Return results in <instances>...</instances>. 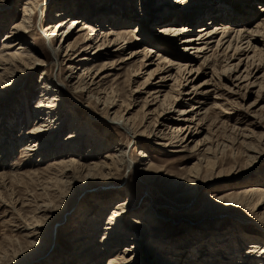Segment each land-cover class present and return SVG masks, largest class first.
<instances>
[{
	"label": "rangeland",
	"instance_id": "1",
	"mask_svg": "<svg viewBox=\"0 0 264 264\" xmlns=\"http://www.w3.org/2000/svg\"><path fill=\"white\" fill-rule=\"evenodd\" d=\"M37 1L39 4L33 14L30 15L29 29L23 31V34L25 45L31 50V53L29 52L31 56L37 57L36 59L43 63L25 73L18 70V72L12 73L11 77L6 78L5 75L0 74V144H2V140L7 141L6 144L11 142V147H8L9 150L7 149L8 155L1 157L0 163V167L2 166L0 169V264H23L26 261H29L28 264H76L77 261L73 260L70 255L73 254L75 257L76 254L77 257L79 248L74 247L75 244L72 243V240L84 233L95 234L93 235L95 237L93 242L100 241L97 245L94 244L93 250L88 252L92 254L90 257L92 259L98 257L99 264H108L110 256L118 253V248H112V251L109 252L106 251L103 243H101V235L104 233L101 230L106 224L108 213L116 208L118 202L125 201L126 198L129 202V205L124 207L127 214H123L119 220V225L122 228L119 232L123 236L130 238L131 233H133L131 226L124 224L128 218L135 216L139 220L141 217L147 216L148 211L152 218L141 222V226L147 229L143 232L147 240L140 241L138 253L134 257L136 262L145 257L144 260H147L149 264H155V260L158 259L157 253H165L163 252L165 250L164 245L169 243L172 246L175 245L173 247L179 244L177 246L179 256L175 255L174 252L171 255L165 253L166 256H164L168 260L176 261L180 257L182 258L181 261L185 260V264H195V259H197L195 256L198 255L201 257L197 260L201 261L202 264H216L212 261L216 258L215 255L218 254L220 248L217 245L221 243H212L203 250L201 245L187 244L188 240L186 239L194 237L198 232L212 236H216L215 234L218 232L227 234L238 223L243 229L238 232L236 228H233L231 237L237 235L238 238L243 235L240 241L246 239L248 235L254 239L263 238L264 229L252 221H254L253 216L255 214L264 213V201L262 204L260 203L263 205L261 208L258 207L252 211L248 210L242 202L237 203L235 208L228 211L221 206L224 203V196L228 195V192L238 193L239 190L243 189V186L248 188L250 192L254 189L252 191H256L257 196L259 192L264 193V89L260 90L259 86L255 85L260 82L259 78H261L263 71L255 77L258 82L254 85H249V82L243 80L236 81L233 77L221 73V67L229 62L225 64L220 62L216 67H210L212 69L201 67L197 73L195 70L190 73L188 76L192 84L194 83L193 85L198 90L201 89L205 96L200 95L199 99L201 100L197 101L194 107L195 109L199 108L197 112L199 115L195 116L194 120L201 119V122H194L191 125L190 130L185 132V138L182 142H178L174 137L177 130L184 127L185 124L182 120L186 118V114L193 115L194 113V110L191 113L188 108V99L192 98L186 95L187 92H182L179 98L172 99L173 105L169 110L161 112L165 106L159 108L158 103L161 98L155 100L157 96L155 92L161 91L160 96L164 92H170L173 97H176L184 89L189 91L192 84H183V89L176 88L173 78L168 77V73L174 77L176 70L165 65L163 74L162 71L155 73L143 86L148 73L155 69L154 64L157 62L154 60L158 53L164 55L171 52V54L187 60H196V58L201 57L191 53L189 55L187 52L183 53L181 41L185 35H179L174 40L172 36L164 37L158 33L162 26L168 24V19L171 23L177 21L174 13L169 15L166 21L160 23L148 22L144 25L143 19L148 14L152 17V13L156 12L154 10L159 9L158 7L163 8L162 2H165L168 7L178 11L180 15L187 14L184 20L189 23V26L195 25V28H198L202 23L195 22L191 18V13L188 14V12L197 11L206 3L218 4L221 0H187L188 5L183 9L168 4V0ZM225 1L227 3H234L235 1L233 5H229L234 14L237 11L242 13L247 10L250 11L254 18L252 26L258 21L257 18L262 15L257 8L264 6V0ZM24 2V0H0V52L3 49L2 43L6 38L5 36H11L12 30L22 19ZM62 5L67 6L70 11L66 14L70 16L71 13V17L76 20L81 16L94 19L91 22L87 20V24L90 25L89 30L84 29L85 31L80 33L75 31L63 45L58 43L61 38V31L57 37L54 35L55 38L51 37V39L44 34V30H47L46 26L51 22V14L55 10L61 9ZM70 6L74 7L75 10L77 8H80L78 10L84 9V13L71 11ZM250 13H248L249 16ZM112 16L116 17L113 18ZM107 17L110 18L109 21L106 20ZM118 17L126 19L125 25L117 23ZM245 17H247L246 14ZM207 19L205 16L201 18L202 21ZM116 20L118 21L116 22ZM111 22L113 23L110 28H115L119 34L122 32L123 35L124 33L126 41H119L120 46L108 48L109 51H100L98 55H95L96 52L93 53L89 44L90 42L93 43L92 39L89 40V38L95 30L94 27L101 23V28H103L104 25H110ZM74 26L76 27V25ZM81 27L84 28L83 25H77L76 30H80ZM61 28L63 27L61 26ZM135 31H140L141 35L144 36L149 33L150 40L158 45H163L165 50L168 48L167 52L164 49L152 48L153 53L150 55L152 61L142 60L143 53L141 52L144 45L141 43L138 33H133ZM83 35H86L84 42L82 40ZM71 42L74 45L73 49L68 48L69 50H66L67 45L69 46ZM49 44H53L55 47L53 48ZM57 46H61V50ZM11 47L8 46V50L2 54L15 53L16 50ZM54 49L61 56L58 61L53 56ZM132 51L134 54L131 56ZM94 55L95 57H92ZM172 57L173 60H176L174 56ZM85 59H90L92 63H87ZM141 64L143 67L134 74V70L138 69V65ZM192 65H195L194 69L199 67L198 61ZM89 66H92L91 71L98 72V86L93 87L94 90L90 94L88 93L89 90L86 93L85 88L83 90L78 89L76 93L66 92L65 88L62 89L63 98L59 102L60 104L58 103L62 106V110L54 114L58 113L57 119L63 123L59 126L61 128L58 131L59 135L54 137L55 140L54 138L51 140V149L44 147L33 158L23 154L26 141L23 144L19 140V136L23 135L21 139H24L27 136L26 133L32 131L39 120L36 119L35 111L38 110V101L43 99L42 95L46 94L44 90L49 88L44 89L42 86L47 76L55 84L66 83L69 76L76 77L85 67ZM70 67L73 71H70ZM166 71L169 72L165 73ZM72 72L77 74L70 75ZM162 76L166 78L164 83H160ZM255 79H252L251 82H254ZM246 84L248 85L246 86ZM117 90L120 98L127 99V103L131 101L129 108H126V104H121L120 98L117 97L116 100L115 95L109 94V91L115 92ZM145 98L148 104L141 111L139 108ZM109 101L113 102L107 105L110 103ZM194 102L196 103V101ZM87 103H90L89 105L93 110L86 106ZM112 105H116V107ZM120 105L122 106L121 122H113L112 125L110 124L111 118H114L113 113ZM68 108H73V112L77 116V120L72 125L70 124L72 117L69 114L66 115ZM24 111L28 112L30 116L27 121L21 120ZM127 118L129 119V126L135 124L138 127L136 131L142 133L139 146L133 144L134 140L130 141V137L126 134L127 126H122ZM86 121L92 124L89 126L91 130L97 132L96 136L102 138L105 135V140L100 143L99 149L96 151V148H93L94 139L85 135L79 144L81 146L80 153L76 151L75 155L70 153L67 156L72 155L74 163L78 161L77 166H92L100 163L102 170V166L106 168L105 163L108 162L102 157L112 153L120 143L123 144L124 148L127 147L124 155V160L127 163L128 160L138 162L137 160H140L138 155L144 152L146 158L142 159L140 164L144 166L147 164L146 167L149 166L154 169L149 185L151 195L147 192V187L143 188V179L136 176L133 169L126 171L127 168L124 166L118 172L119 174L112 172L115 176L111 175L110 166L107 168L108 170L105 169V173L110 172V175L107 176L108 180L102 179L104 172L99 174L102 171L94 173L93 170L95 169L89 170V168L83 167L86 171L79 172L75 169V165L67 168L68 175L61 173L64 176L59 175V173L56 177L53 176L56 174V170L53 169L43 171L51 164L57 163L58 158L62 156L61 151L63 154L70 151V146L67 148L64 146L65 149L62 148L61 150L56 149V144L61 142V145L64 142L63 139L70 132L69 127L75 128V130L80 129L81 125L85 123L88 125ZM148 130L154 132L156 138L151 136L147 138L148 133L146 131ZM89 148L90 150L87 151ZM46 155L48 156L46 157ZM16 166L19 171H17ZM88 170L89 176L86 175ZM257 188L262 191H257ZM220 197L221 202L219 203L216 199ZM83 213L88 214L87 223L80 217ZM42 219H48L45 229H39L37 226L40 224H36L38 220L42 221ZM94 220L97 221L96 232H93L94 225L90 227L88 225L91 222L95 224ZM242 220L244 223L241 222ZM152 223L154 225L159 223V225L153 226ZM34 228L37 230L32 234H36L37 231H42L41 233L49 231L54 238L48 240L44 237L41 244L36 247L35 239L37 236L28 237ZM85 229H87L86 232H84ZM148 236L155 238L154 243H152L155 251L150 252V254L146 250V244L150 241ZM223 237L229 238L226 235ZM158 238L162 241L159 242ZM185 240L186 244L183 243ZM125 242L123 241L122 244L118 245L120 251L126 250L125 246L129 243ZM129 250L127 259L133 257L134 254L132 249ZM226 250L227 248L221 249L219 252L221 254Z\"/></svg>",
	"mask_w": 264,
	"mask_h": 264
},
{
	"label": "bare ground",
	"instance_id": "2",
	"mask_svg": "<svg viewBox=\"0 0 264 264\" xmlns=\"http://www.w3.org/2000/svg\"><path fill=\"white\" fill-rule=\"evenodd\" d=\"M24 1H25L24 2L25 7H23V10H22L21 21L19 23H17L14 30H12L13 31L12 35L11 36H5L6 38L4 39V42L2 43L3 49L0 52V67H2V68H0V71L1 70L2 71L0 72V74L5 75L6 78L11 77V74L12 73L14 74V72H18V70L19 71L21 70L22 73H25L27 71H31L35 66H38L39 64L43 63V62L38 61V59H36L37 57H32L33 55L31 56V54H30L31 50H29V48L25 45V42H24L25 37L23 34V31H27V29H29L28 26H30V24H31L30 15L33 14L34 10H36V8L39 4V1H37V0H24ZM168 1H169L168 4L175 6L176 8H179V9H183V8L187 7V5H188L187 0H168ZM214 1H212V2H214ZM234 3H235V1H234ZM234 3L233 2L227 3V1L221 0V1H219L218 4L206 3V4H204V6H202L197 11L188 12V14L191 13L190 14V15H192L191 18L194 19L195 22L202 23L198 28H195L196 27L195 25L189 26L188 25L189 23L184 20L185 15H187V14H185L184 16L180 15L178 11H175L173 8L168 7L167 3H165V2H162L163 8L158 7L159 9L156 8V10H154L156 12L152 13L153 19H152L151 15L146 14L147 15L146 18L143 19V23H145L144 25H146L148 22L160 23L162 21H166L168 19V16L172 15L174 13L175 14L174 16L176 17L175 20H177L179 22H177V21L173 22L172 21V23H171L168 19V24L162 26L159 29L158 33L164 37L172 36V38L174 37L173 38L174 40L179 35H185V37H183L182 41H181V43L183 45L182 46L183 47V53L187 52L188 54L191 53L194 56H198V57L201 56V57L196 58V60H193V59L187 60L186 58H182V57H178L176 55H173V54H171V52H168L167 54H164V55H159V53H158L156 59L154 60L155 62H157L156 64H154L155 69L148 73L146 79L144 80L145 82L143 83V86L148 82L149 79H151L153 77V75L155 73L162 71V74H163V70H164L163 67L165 65H168V66H170L171 69L174 68L176 70V72H175L176 74L174 75V77H172L173 75L168 73L169 71H166L165 73L169 74L168 77L173 78L174 83H176V86H175L176 88L183 89V86H182L183 84H188V83H189V85L192 84L191 79H189L190 77L188 75H190V73H192L194 70L197 73L198 70L201 69V67H205V68L206 67L207 68L213 67L214 68L217 66V64H220V62H222L224 64L226 62H229V63L225 64L224 67H221V69H222L221 73L223 72V74H227L229 77H233L236 81H238V80L242 81L243 80V81L249 82V85H252V84L254 85L255 83H257L258 80L255 79V77L261 71H263V72H261L262 73L261 78H259L260 82H258L255 85H258L260 90L264 89V40H263L264 39V6L257 8L258 12L262 13V15L257 18L258 21L255 23L254 26H252V22H253L252 20L254 18L252 16V14L250 13V11L247 10L244 13H242L241 11H237V13L234 14L231 10L232 7L230 8V6H229V5H233ZM70 8H71L70 9L71 11H74V12L80 11L81 13H84V9L78 10L80 8H77L75 10V8L71 7V6H70ZM68 12H70V11L67 8V6H65V5H62L61 9L55 10V12H53L51 14V17H50L51 18L50 21L51 22L53 21V22L52 23L50 22L46 26V28H47L46 31L44 30L45 36L46 37L48 36L49 39H51V37H53L54 35L57 37L58 34H60L59 32L61 31L62 32L61 38L58 41V43L61 45L65 44L68 41V39L70 38V36H72L75 31L77 33H80V32L85 31L86 29L89 30L90 25L87 24L88 23L87 20L89 22H91L93 19V18H87V17L81 16V18L76 20V19L71 17V13L69 14L70 16H68L66 14ZM165 12H167V13H165ZM248 13H250V16L248 15ZM245 14L247 17H245ZM203 16L207 17L208 19L206 21H202L201 18ZM112 17L115 18L116 16H112ZM109 19L107 17L106 20L109 21ZM118 20H116V22L118 21L117 23H120V24L123 23L125 25L124 21H126V19L118 17ZM112 23L113 22H111L110 25H104L103 28H101V26H102L101 23H98L97 26L94 27L95 30H94L93 34L91 35V37L89 38V40L92 39L93 43H91L89 41L90 42L89 44L92 47L93 53L96 52L95 55H98L100 51H107L108 48H114L118 45L120 46L119 41H122V42L126 41L124 33L122 35V32H121L120 33L121 35H120L118 33V31H116L115 28H110L112 26ZM74 25H76V27ZM77 25H80V26L83 25L84 28L81 27V29L77 31L76 30ZM61 26L63 28H61ZM103 29H106V30H103ZM21 31H22V33H21ZM107 32H109V33H107ZM133 33H138L140 41L144 45V49L141 52V53H143L142 60H146V62L152 61L150 59V55H151V53H153L152 48H158L161 50L162 49L165 50V47L163 45H158L155 42L150 40V34L149 33L146 34L145 36L141 35L140 31L139 32L135 31ZM53 38H55V37H53ZM136 38H138V37H136ZM85 39H86V35H83V37H82L83 42ZM50 43H51V41H50ZM111 44H112V46L110 47ZM51 45L53 48L55 47V46H53V44H51ZM8 46H10V47L12 46L11 48H14L16 50L15 53L3 55L2 53L6 52L8 50ZM73 46L74 45L71 42V44H69V46L67 45L66 50L68 48L73 49ZM57 47H59V49L61 50V46H57ZM167 50H168V48H166L165 51L167 52ZM163 53H165V52H163ZM130 54L132 56V54H134V52L132 51V53H130ZM191 54H189V55H191ZM95 55L92 57H95ZM38 56H39V54H38ZM53 56L55 57L56 61H58V59H61V56L56 49H54ZM172 56H174L176 58V60H173ZM85 61H87V63L88 62L92 63V61L90 59H85ZM197 61L199 63V67L194 69L195 65H192V64H194ZM155 62H153V63H155ZM87 63L85 62V64H87ZM59 65H60V63H59ZM78 65H80V64H78ZM142 67H143L142 64L138 65V69L134 70L133 73L135 74V73L139 72ZM91 68H92V66H89V67H85L82 71L78 70V71H81L80 74L77 75L76 77L69 76L68 81L66 82L67 84L64 82L63 83L59 82V84L56 83L57 84L56 85L52 81V79L47 76V78L42 83V86L44 87V89L46 87H49V88H48V90H44V92L46 91V94L42 95L43 99H40L38 101V105H37L38 110L35 111L37 114L36 119H39V120H38V122H36L34 129L32 131H29V133H26L27 136L24 139H21V138H23V135L19 136V140L23 144L26 141L25 145H24L25 148L23 150L24 151L23 154H25L28 157L33 158L42 148L45 147V149H47V148L51 149V147H50V146H52L51 140L54 137L56 138L59 135L58 131L61 130V128L59 126L63 123V122L59 121V119H57L56 115L58 113L56 115L54 114L55 112H57V111L60 112L62 110V106L59 105L60 104L59 102H61V99L63 98V95H62L63 90L62 89L65 88L66 92L71 91L73 93H76L78 91V89L83 90L85 88L86 93L88 92V90H89V92H88L89 94L92 93V91L94 90L93 87L98 86L99 82H97V79H99V78H98V72L91 71ZM69 69H70V71H73L71 69V67ZM210 69H212V68H210ZM72 73L70 75H76L77 74V73H73V74ZM253 74H254V76H253ZM41 76L43 77L42 74H41ZM43 78H45V77H43ZM160 79H161L160 80L161 82L159 81L160 83H164L166 81L165 76L160 77ZM234 79H232V80H234ZM252 79H255V80H253L254 82H251ZM193 84H192L191 89H190L191 91L190 90L186 91V89H184L183 91L179 92L176 97H173L170 94V92L169 93L164 92L162 96H160L161 91L155 92V95H157L155 97V100H158L159 97L161 98L159 100L160 102L158 103L159 108H161V107L163 108V106H165L163 108V110H161V112H165V111L169 110L171 108V106L173 105L172 99L173 98H179L180 95L182 94V92H187L186 95H189L192 98V99H188V101H189L188 108H189L190 112L194 110V113H193V115L186 114V116H185L186 118H184L182 120L185 125H184V127H182V129L177 130L176 135L174 137V139H176L178 142L184 141L185 134H186L185 132L190 130V127L194 122H198V123L201 122V119L194 120L195 116L199 115V114H197L199 108L195 109L194 107H195V104H197V101L201 100V99H199V96L200 95L205 96V94H202L203 93L202 90L201 89L198 90L195 87V85H193ZM233 84H235V83H233ZM160 85H162V84H160ZM247 85L248 84H246V86ZM68 86H69V88H68ZM100 87H101V84H100ZM147 91H148V89H147ZM118 93H119L118 90L115 92L109 91L110 95L111 94L115 95V97H114L115 99L117 97L120 98V94H118ZM106 94L108 96V93H106ZM146 94L149 95L148 93H146ZM110 95H109V98H110ZM115 99H114V101H115ZM120 99L122 100L121 104H126V108H129L131 106V103H130L131 101L129 103H127V101H126L127 99H122V98H120ZM194 101H196V103ZM112 102L107 103V105L112 104ZM182 102H184V101H182ZM89 104L90 103H87L86 106L89 107L91 110H93ZM147 104L148 103H147L146 98H145V100L143 101V104L141 105V107L139 109H141V111H142V109ZM180 104H183V103H180ZM201 105H203V104H201ZM114 106L116 107V105H114ZM117 107H118V108H116L117 110L113 113L114 118L112 119L110 117L112 121L109 120V118H108V120L111 121L110 124H112V125H113V122L118 123L121 120L120 118L122 116L121 115V107L122 106L120 105ZM66 111H67L66 115L69 114V116L72 117V121L70 122V124L72 125V123H74V121L77 120V116L73 112V108H71V109L68 108V109H66ZM190 112H188V113H190ZM103 116H105V115H103ZM109 116H106V117H109ZM182 117H184V116H182ZM23 119L26 121L30 119L28 112L24 111L23 118L21 120H23ZM128 121H129L128 118L126 120H124V122L122 120V122L124 123L122 126H125V127L127 126L128 129L127 128L126 129L128 131L126 134H128V136L130 137V141L134 140L135 142L133 141V144L135 146H139L140 145V139L142 137V133L141 132L138 133L139 131H136V129L138 127H136L135 124L131 125V127H130ZM86 122L88 123V121H86ZM156 123H157V121H156ZM89 124L90 123H88V125H86V123H85L84 125L80 126V129L78 128L77 130H75V128L69 127L68 130L70 132L68 133L67 137H65L63 139L64 142L62 141L63 143L61 145H60L61 142L56 144V149L61 150L62 148H64V146L66 148L70 146V148H71L70 151H73V152L68 151V152H66V154H63V153H61L62 152L61 151L60 154H62V156H60L58 158L57 163L51 164L50 167L46 168L43 171L46 172L48 169L56 170V174L53 175L55 177L58 175V173H59V175L61 173L68 175L67 174V168L75 165L74 166L75 169H77L79 172L86 171V169H84L83 167H87V169L89 168V170L95 169V170H93L94 173L97 171H99V172L102 171L101 173H99V174H103V172H104V175H103L104 177H102V179L108 180L107 176L110 175V172L105 173V169L108 170L107 168L110 166V169L112 170L111 175H114V174H112V172L118 173L121 171V169L124 166V168H127L126 171H128V169L130 171L133 169L134 174L136 176H138L140 179L141 178L143 179L142 180L143 188L147 187L146 188L147 192L151 195L149 185L151 183V177L154 174V169H151V167H149V166L146 167L147 164L145 166L143 164H140L142 162V159L146 158L144 152H141L138 155L140 157V160H137L138 162L128 160V163H127L124 160V155H125L127 147L124 148L123 144L121 145V143H120L117 145V147H115V150L112 153L110 152L108 154H105L102 157L103 159H105L109 162V163L108 162L105 163L106 168L102 166V170H101V166L99 165L100 163L96 164V165H92V166H90V165L77 166L78 161H76V163H74L75 161H74V157L72 155H75L76 151H78V153H80L81 146L79 144L81 143V140L83 141V139H81V138H83V136L87 135V136L91 137L92 139H94L95 143L93 145L94 146L93 148H96V151H98V149H99L98 146L100 145V143L102 141H104L106 138L105 135H103L102 138L99 136H96L97 132H95L93 129L91 130L90 126H92V124H90V126H89ZM196 126H198V125H196ZM146 128H148V127H146ZM64 129H65V127H64ZM72 130H74V131L71 132ZM182 130H184V132L182 134H180V132ZM146 132L148 133L147 138H148V136L156 138V135L153 134L154 132H152L150 130H148ZM55 138H54V140H55ZM157 138H159V137H157ZM7 140L9 141V139H7ZM3 141L4 140H2V144H0V163L2 161L1 157L7 156L8 155L7 149H8V147L9 148L11 147L10 146L11 142H8L6 144L7 141L6 142L5 141L3 142ZM5 147H7V148H6V154L4 155ZM89 150H90V148L87 151H89ZM92 152H94V151H92ZM92 152H89V153H92ZM70 153L72 155L67 156V154H70ZM47 156L48 155H46V157ZM54 162H55V160H54ZM101 162L103 164V161H101ZM1 168H2V166L0 167V169ZM89 170L86 174L88 176L90 173ZM17 171H19L18 167H17ZM78 171H77V174H78ZM75 172H76V170H75ZM62 174H61V176H64ZM85 177H84V179H85ZM100 178H101V176H100ZM59 182H60V180H59ZM244 187L245 186L242 187L243 188L242 190L238 189L239 190L238 193H235V192L232 193V191H231V192H228L229 193L228 195H226V196L223 195L225 198H224V203L221 204V206H223L224 209L228 211V210H231V208H235L237 206V203L239 204V202L240 203L242 202L245 204V206L248 208V210H251V211L255 210L258 207L261 208L264 205V203H263V205H261L262 202L264 201V193L259 192V195L257 196L258 193L256 191H252L254 189L251 190L249 188V190H251V192H250V191H248V188H244ZM256 190L262 191V190H259L258 188ZM220 199H221V197L216 199L217 202L220 203L221 202ZM128 203L129 202H128L127 198L125 201L118 202L116 204L117 205L116 208H114L112 211H110L108 213V219L106 221V224L104 225V228L101 230V231H104V233H105L104 234L102 232L103 234L101 235L102 236L101 243H103V245H104L103 247L106 248V251L109 252V251H112V248H114V249L118 248L117 249L118 253H115L114 255L112 254L110 256L111 258H109L108 264H136V263L137 264H149L147 260L146 261L144 260L145 257H143V259L138 261V262H136L134 260L135 259L134 257L138 253L137 249L139 248L140 241L143 239L147 240V237H145V234H143V232H145L147 229L144 228V226H141V222H145V220L152 219L149 211L147 213V216L145 215L144 217H141V219H139L140 221L138 220L137 217L132 216V217L128 218L127 221L124 222V224L131 226V230L133 233H131L130 238H126L125 236H123L122 233L119 232L122 229L121 226L119 225V220L123 214H127V212H125L124 207L128 206L129 205ZM134 207H136V206H134ZM46 211H49V210H46ZM87 216H88L87 213H83L80 215V217H82V220L84 219L85 221L87 219H89V217L87 218ZM253 217H254V221H252V222H256L258 224V226H262V228L264 229V213L262 212L261 214H255ZM94 222L96 225L93 224L92 222H91V224L88 223V225H89V227L94 225L93 226L94 227L93 232H96L97 231V221L94 220ZM241 222L244 223L243 220ZM47 223H48V219H44V220L42 219V221L38 220L36 222V224H40L39 226H37V227H39V229H45L44 227L47 225ZM83 223H85V222H83ZM86 223H87V221H86ZM152 225L156 226V225H159V223H156L155 225H154V223H152ZM50 226H52V225H50ZM233 228L234 229L236 228V230H238V232L239 231L241 232L243 229V227H241V225L239 223L237 226H234ZM233 228L227 234H225V233L221 234L218 232L217 234H215L217 237L212 236L211 234H209V235L200 234L198 232L195 234L194 237H188L189 239L188 238L186 239V240H188L187 244H189V243L190 244H197L198 246L201 245L200 246L201 249H203V248L207 249L210 245H212V243H216V244L221 243V244L217 245V247H220V248L222 247L221 249L227 248V250L224 252H221V254H220L219 251H221V249L219 248L218 254L215 255L217 259L215 258L212 261V263L216 262V264H250V263L251 264H264V236L261 239H254L253 237L251 238L248 235V237H246V239H244L243 241L242 240L240 241V238H242L243 235H241L238 238H237V235H236V237L230 236L231 233L233 234ZM52 229H53V227H52ZM52 229H50V230H52ZM36 230L37 229L34 228V230L31 231V234H28V237H34L35 235L37 236V238L35 237L36 238L35 239L36 247H38V245L41 244V241H43L44 237L47 238L48 240H52L54 238L52 236V233L49 231L43 232V233H41L42 231L41 232L37 231L36 234H32V232H35ZM86 231H87V229L84 230V232H86ZM28 233H30V232H28ZM67 235H72V234H67ZM84 235H86V236H84ZM93 235H95V234L84 233V234L80 235L79 237L73 238L74 241L72 240V243L75 244L74 247L79 248L77 250V252H78L77 257L78 258L76 257V254H75L76 258L73 256V254L70 255V257H72L73 260L77 261L76 264H99V261H100V260L98 261L99 258L96 257L95 259H92L90 257L92 254L88 253L89 251L94 249V244L97 245L100 242V241L99 242H93V241H95L94 240L95 237ZM225 235L227 236V238L228 237L229 238L225 239L223 237ZM126 239H128V240H126ZM148 239L150 241L146 244V250H147V253L150 254V252L155 251L154 250L155 247H153V245H152V243H154L153 240L155 238L148 236ZM159 239L160 238H158V240ZM37 240H39V241H37ZM186 240L183 241V243L186 244ZM123 241L124 242L126 241L129 244L125 246L126 250L120 251L119 250L120 248L118 247V245L122 244ZM161 241L162 240H159V242H161ZM176 245L178 246L179 244H176ZM164 246H165V250L163 252H165L166 254L171 255L174 252L175 255H178L179 248L177 246H176L177 248L173 247L175 245L172 246L169 243L165 244ZM129 249H132L134 251V254H133V257H131L130 259H127V256L129 255L128 253L130 251ZM98 253H101V252H98ZM165 253H163V254L157 253L158 259L155 260V264H157V260L159 262L158 264H185V260L181 261L182 258H180V257H178L176 259V261L175 260H168L165 257L166 256ZM195 257H197V259H199L201 256L197 255ZM208 257H210V256H208ZM187 259H186V262H187ZM197 259H195V264H202L201 261L199 262ZM28 263H29V261H26L23 264H28Z\"/></svg>",
	"mask_w": 264,
	"mask_h": 264
}]
</instances>
